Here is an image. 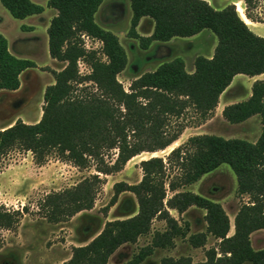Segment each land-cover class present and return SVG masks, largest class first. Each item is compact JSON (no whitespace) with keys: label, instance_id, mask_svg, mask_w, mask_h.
<instances>
[{"label":"trees","instance_id":"1","mask_svg":"<svg viewBox=\"0 0 264 264\" xmlns=\"http://www.w3.org/2000/svg\"><path fill=\"white\" fill-rule=\"evenodd\" d=\"M259 1L244 0L247 17L262 22L252 14ZM1 2L19 19L45 10L33 0ZM130 2V35L138 38L145 49L153 41L190 37L205 29L217 35L218 43L211 57L196 58L192 72L183 58L176 57L137 76L127 90L118 79L128 64L126 49L116 33L96 21L103 0H48L47 5L57 10L48 27L50 55L66 64L52 70L55 81L45 90L40 120L27 123L18 119L0 129V155L18 147L32 151L40 164L52 152L81 168L95 163L98 173L44 198L41 207L52 222L94 207L103 183L100 173L121 171L139 154L171 147L190 126L189 112L195 114L194 123L209 119L236 75L264 73V36L251 29L236 4L217 9L207 0ZM143 17L154 21L149 36L137 31ZM83 35L99 40L101 49L88 50ZM79 60L89 64L90 73L80 72ZM35 66L33 60L15 55L7 37L0 33V90H17L22 73ZM254 115L261 116L263 125L256 141L197 134L174 147L166 157L143 159L142 179L134 184L115 183L111 200L114 205L121 193L132 192L138 211L124 219L107 221L89 243L74 246L65 264H108L121 245L136 243L149 234L155 219L166 221L167 228L155 232L151 244L126 264H141L157 248L173 246L177 237L187 238L193 247H204L209 235L218 239V246L208 249L206 260L198 264H264V248H254L251 239L255 231L264 229V79L254 81L248 99L223 109V117L230 123H241ZM224 163L237 176L239 194L249 197L235 216L232 235L230 217L220 202L184 189ZM193 206L206 211L207 228L189 234L190 224L181 225L171 210L183 214ZM24 210L25 206L13 211L0 206V229H13ZM191 263L190 257L161 260V264Z\"/></svg>","mask_w":264,"mask_h":264},{"label":"rangeland","instance_id":"2","mask_svg":"<svg viewBox=\"0 0 264 264\" xmlns=\"http://www.w3.org/2000/svg\"><path fill=\"white\" fill-rule=\"evenodd\" d=\"M39 1V4L46 6L47 0ZM222 3L223 0H216L218 6ZM236 6L239 14L248 25L252 24L254 30L264 28V0H260L257 7L252 9V14L262 20L255 25L246 16L243 1L236 0ZM53 11L54 9L47 5L44 13L19 19L15 18L0 0V33L7 37L10 50L15 55L36 63L35 67L22 73L21 85L17 90H0V129L18 119L27 123L40 120L45 103V90L55 81L52 70H60L66 64L53 59L49 51L48 27ZM132 16L130 0H105L96 17L101 26L119 36L126 49L128 64L118 75V79L127 90L137 76L155 70L165 61L181 57L186 62L187 70L192 72L198 56L208 57L214 54L218 38L209 29L189 39L177 38L168 43L153 41L145 49L138 38L130 35ZM138 26L137 31L140 34L152 32L150 18H146L139 29ZM85 44L88 50H100L102 46L97 39H90L87 42L85 40ZM79 67L82 74H87L90 70L85 60H80ZM251 80L248 75H240L229 94L238 99L247 97V87ZM221 105L218 104L213 115L201 124L194 123L195 114L189 112L187 120L190 126L168 149L156 153L144 152L128 161L121 171L108 175L100 173L103 183L96 195L94 207L59 222H52L47 218L46 211L41 207L44 198L52 192L70 188L86 177L98 173L95 163L81 168L52 152L45 162L40 164L36 162L32 151L18 147L1 154L0 206L12 211L21 210L25 206L27 210L23 211L21 221L13 229H0V264H65L72 257L74 246L89 243L103 230L107 221L124 219L138 211L137 198L129 191L121 193L118 201L111 205L115 183L139 182L143 176L140 166L143 159L151 156L166 157L172 148L182 144L190 136L216 134L225 138H243L249 141H256L259 138L263 128L260 115L241 123H230L223 117ZM107 159L111 160V157L107 156ZM184 189L220 202L231 220L229 234L234 233L235 216L240 207L249 201V197L239 194L237 176L228 164L220 165ZM171 214L181 225L190 224L189 234L206 231V211L202 208L193 206L183 214L171 210ZM166 228V221L155 219L149 234L141 236L136 243L121 245L110 257L108 264H126L141 248L151 244L155 232L164 231ZM251 239L254 248H264V229L255 231ZM218 242V239L209 235L204 247H193L187 238L177 237L173 246L157 248L141 264H161L165 257H190L191 264H198L206 260V251L217 247Z\"/></svg>","mask_w":264,"mask_h":264},{"label":"crops","instance_id":"3","mask_svg":"<svg viewBox=\"0 0 264 264\" xmlns=\"http://www.w3.org/2000/svg\"><path fill=\"white\" fill-rule=\"evenodd\" d=\"M34 2H36V3H40V1L39 0H33ZM207 1H209V3L212 5V6H214L215 8H217V9H222V8H224V7H226L227 5H229V4H232V3H234V4H236V0H223V3L221 4V5H217L216 4V0H207ZM243 1V4H245V2H244V0H242ZM47 3H48V0H47ZM104 3H105V0H103V3H102V5L100 6V8H99V10H98V12H97V14H96V17L98 16V14L100 13V11H101V9H102V7H103V5H104ZM45 7V10L42 12V13H44L46 10H47V4H46V6H44ZM54 9V8H53ZM42 13H40V14H42ZM245 13H246V5H245ZM57 14V10L56 9H54V11H53V16L51 17V19L55 16ZM32 16V15H31ZM247 16V15H246ZM28 17H30V16H28ZM27 18V17H26ZM146 18H150V17H143L141 20H140V22H139V26H138V29H139V27H140V25L142 24V22L146 19ZM248 18V17H247ZM151 19V18H150ZM254 25L257 23V22H259V21H253V20H251L250 18H248ZM51 21V20H50ZM50 21H49V23H50ZM151 22H152V32H150V33H148V34H140L139 32V34L140 35H142V36H149V35H151L152 33H153V30H154V21L151 19ZM251 25L252 24H249V26L251 27ZM251 29H253V27H251ZM254 30V29H253ZM257 34H259V35H262V36H264V28L263 29H261V30H259V31H256V30H254ZM203 32V31H202ZM201 32V33H202ZM201 33H199V34H201ZM199 34H196V35H193V36H190V37H174V38H172V39H170L169 41H165V43H168V42H172V41H174L175 39H177V38H181V39H189V38H191V37H195V36H197V35H199ZM208 57H211V56H208ZM54 59V58H53ZM56 60V59H55ZM57 61V60H56ZM240 75H242V74H238V75H236L235 77H234V79H233V81H232V83L226 88V90L221 94V96H220V99H219V104L221 103L222 105H221V112H222V115H223V109H224V107L226 106V105H229V104H232V103H236V102H240V101H243V100H246V99H248L250 96H251V94H252V85H253V83H254V81H256L257 79H264V73H262V74H260V75H256V76H248L250 79H252L251 80V82H249V85H248V87H247V92H248V94H247V97H245V98H240V99H238V98H236L235 96H233L232 94L230 95L229 94V91L232 89V86L235 84V80L238 78V77H240ZM255 116V115H254ZM253 117V116H252ZM251 118V117H250ZM249 118V119H250ZM248 120V119H247Z\"/></svg>","mask_w":264,"mask_h":264},{"label":"built area","instance_id":"4","mask_svg":"<svg viewBox=\"0 0 264 264\" xmlns=\"http://www.w3.org/2000/svg\"><path fill=\"white\" fill-rule=\"evenodd\" d=\"M83 38H84V40H86V42L88 41V40H90V39H92L90 36H88V35H83ZM79 63H80V60H79ZM81 65V64H80ZM90 71H91V69L89 70V72L88 73H90ZM80 72H81V70H80ZM82 73V72H81Z\"/></svg>","mask_w":264,"mask_h":264},{"label":"bare ground","instance_id":"5","mask_svg":"<svg viewBox=\"0 0 264 264\" xmlns=\"http://www.w3.org/2000/svg\"><path fill=\"white\" fill-rule=\"evenodd\" d=\"M242 17V16H241ZM243 18V17H242ZM244 19V18H243Z\"/></svg>","mask_w":264,"mask_h":264},{"label":"water","instance_id":"6","mask_svg":"<svg viewBox=\"0 0 264 264\" xmlns=\"http://www.w3.org/2000/svg\"><path fill=\"white\" fill-rule=\"evenodd\" d=\"M172 149H174V148H172Z\"/></svg>","mask_w":264,"mask_h":264}]
</instances>
